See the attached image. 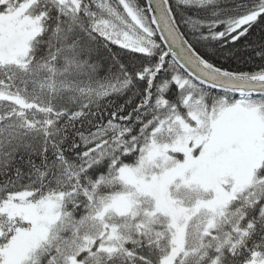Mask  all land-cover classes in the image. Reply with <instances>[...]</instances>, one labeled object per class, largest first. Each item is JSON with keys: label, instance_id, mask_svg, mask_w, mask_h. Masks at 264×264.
Instances as JSON below:
<instances>
[{"label": "snow or ice", "instance_id": "obj_1", "mask_svg": "<svg viewBox=\"0 0 264 264\" xmlns=\"http://www.w3.org/2000/svg\"><path fill=\"white\" fill-rule=\"evenodd\" d=\"M0 264H264V0H0Z\"/></svg>", "mask_w": 264, "mask_h": 264}]
</instances>
